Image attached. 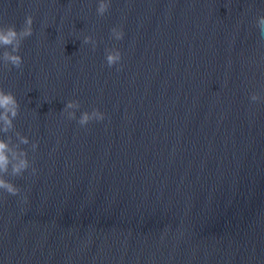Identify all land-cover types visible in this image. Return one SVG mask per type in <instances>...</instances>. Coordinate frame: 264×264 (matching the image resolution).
Instances as JSON below:
<instances>
[{
	"label": "water",
	"instance_id": "water-1",
	"mask_svg": "<svg viewBox=\"0 0 264 264\" xmlns=\"http://www.w3.org/2000/svg\"><path fill=\"white\" fill-rule=\"evenodd\" d=\"M27 15L0 87L20 103L13 147H39L20 145L36 169L9 175L20 196L0 195V264H264V0H112L103 17L95 0H0L4 25ZM69 100L106 119L81 127Z\"/></svg>",
	"mask_w": 264,
	"mask_h": 264
},
{
	"label": "clouds",
	"instance_id": "clouds-1",
	"mask_svg": "<svg viewBox=\"0 0 264 264\" xmlns=\"http://www.w3.org/2000/svg\"><path fill=\"white\" fill-rule=\"evenodd\" d=\"M96 13L98 16H105L109 13L112 0H95ZM34 18L27 15L23 25L19 29L15 25H4L0 22V66L13 69H20L23 66L24 58L21 55L23 42L34 35ZM256 27L261 34H264V15L256 18ZM125 32L122 27H113L110 32V39L119 42L124 40ZM83 44L91 45L94 51L98 42L92 36H85ZM123 54L121 50L113 46L105 49V61L109 68L122 67ZM119 70V69H118ZM251 103H264V95L252 93L249 96ZM63 112L67 119L75 120L81 127H87L92 122H103L106 119L105 113L98 108L91 111H81V104L78 100L66 102ZM79 112V116L77 113ZM20 115V103L17 97L11 92L0 87V195L20 196L21 188L11 179L9 175L22 178L31 170L33 175L36 169L32 166L28 150L20 148V145L30 146L31 151L35 152L39 145L34 143L28 136L16 132L15 135L19 143L12 145L8 133L14 130L15 121ZM26 202V198H25Z\"/></svg>",
	"mask_w": 264,
	"mask_h": 264
}]
</instances>
